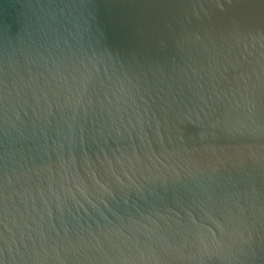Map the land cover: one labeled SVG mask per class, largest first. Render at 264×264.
Masks as SVG:
<instances>
[{
    "label": "water",
    "instance_id": "95a60500",
    "mask_svg": "<svg viewBox=\"0 0 264 264\" xmlns=\"http://www.w3.org/2000/svg\"><path fill=\"white\" fill-rule=\"evenodd\" d=\"M0 264H264V0H0Z\"/></svg>",
    "mask_w": 264,
    "mask_h": 264
}]
</instances>
